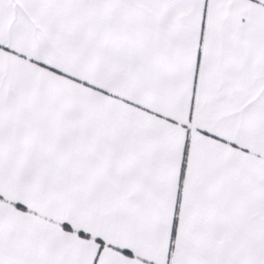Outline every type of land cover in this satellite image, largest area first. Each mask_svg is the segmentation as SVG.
Returning a JSON list of instances; mask_svg holds the SVG:
<instances>
[{
  "label": "snow or ice",
  "instance_id": "1",
  "mask_svg": "<svg viewBox=\"0 0 264 264\" xmlns=\"http://www.w3.org/2000/svg\"><path fill=\"white\" fill-rule=\"evenodd\" d=\"M0 264H264V0H0Z\"/></svg>",
  "mask_w": 264,
  "mask_h": 264
}]
</instances>
